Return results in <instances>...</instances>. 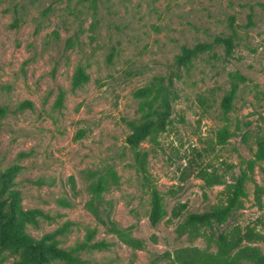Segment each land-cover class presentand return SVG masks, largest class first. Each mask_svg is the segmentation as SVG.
Returning <instances> with one entry per match:
<instances>
[{"label": "rangeland", "instance_id": "obj_1", "mask_svg": "<svg viewBox=\"0 0 264 264\" xmlns=\"http://www.w3.org/2000/svg\"><path fill=\"white\" fill-rule=\"evenodd\" d=\"M231 23L240 37L234 53L227 56L216 43L175 80L173 126L159 146L129 148L128 121L161 107L153 81L169 76L184 46L214 42L231 32ZM78 68L85 79L75 86ZM235 72L247 80L230 115L236 134L222 147L216 144L220 102ZM20 102L33 107L14 112ZM0 105L12 111L0 118V172L7 174L0 182L7 205L0 210H9L15 194L23 209L40 212L19 215L34 237L68 224L56 235L62 247L91 233V243L111 244L81 250V263L51 258L48 264H175L176 250L207 247L204 230L181 237L178 225L222 201L243 170L248 196L224 228L240 225L264 236V160L252 170L246 164L264 134V0H0ZM137 152L149 154V172L164 196L165 215L156 226ZM109 168L118 182L103 197L105 225L89 208L90 186L93 173ZM203 173L221 183L208 186ZM111 222L143 248L121 242L109 232ZM19 259L0 249V264Z\"/></svg>", "mask_w": 264, "mask_h": 264}, {"label": "trees", "instance_id": "obj_2", "mask_svg": "<svg viewBox=\"0 0 264 264\" xmlns=\"http://www.w3.org/2000/svg\"><path fill=\"white\" fill-rule=\"evenodd\" d=\"M231 32L216 37L214 42L199 43L195 46H184L180 54L175 57L173 70L168 77L156 78L151 89L157 90L161 98V107L152 117L128 121L132 132L126 138V144L132 150H136L141 144L149 142L159 146V137L168 132L173 126V102L177 100L178 94L175 89V80L181 77V71H189L193 66V60L197 55L211 51L216 43L223 44L226 55L231 56L240 39L238 32L231 23ZM85 79L82 68H78L73 76V84L79 85ZM247 78L239 72L230 76V89L226 92L220 102L219 119L222 126L216 133V144L226 146L236 134L232 130L233 122L231 113L234 111V102L241 84ZM167 81V84L165 82ZM64 93L61 94V98ZM62 100V99H61ZM30 102H20L14 112L32 108ZM12 111L8 106L0 105V118L6 117ZM238 129V124L235 127ZM257 150L253 158L246 161L252 170L258 163L264 160V134L257 137ZM149 154L135 153L136 170L142 180V186L149 192L151 197V209L149 214L153 226L158 225L165 215L164 196L154 184L148 169ZM94 181L90 186L91 201L89 208L102 224H107L102 219L101 207L104 194L112 184H117L118 176L113 168L101 170L92 174ZM208 186L214 182H220L217 175L203 173ZM7 174L0 172V182L3 184ZM248 172L242 171L234 183L227 185L223 191V200L214 204L209 211L194 212L185 216L178 225L179 236L192 235L204 230L203 236L207 241L205 249L199 247L182 248L176 250L172 256L175 264H264V247L258 243L264 242V236L255 232L253 228H242L236 225L231 229L224 228L233 215L244 206V199L247 198ZM9 210H0V249H9L20 253L18 264H48L51 258L67 260L71 263H81L83 259L79 256L85 248L107 249L111 244L105 241L91 243L95 233H91L83 242L72 247H62L56 235L62 233L68 226L54 233L46 234L42 238H36L25 230L19 215L30 216L40 213L35 210H25L17 204V195L11 194ZM7 205V196L0 197V207ZM109 232L116 235L126 246L139 250L143 248L141 241L135 239L127 230L118 228L111 222ZM170 255H168L169 257ZM156 264V261H154Z\"/></svg>", "mask_w": 264, "mask_h": 264}]
</instances>
